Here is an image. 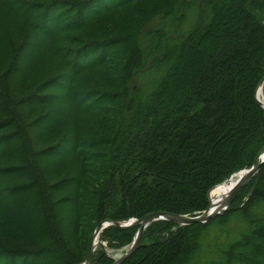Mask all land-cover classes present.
I'll use <instances>...</instances> for the list:
<instances>
[{
	"label": "trees",
	"instance_id": "16d2710c",
	"mask_svg": "<svg viewBox=\"0 0 264 264\" xmlns=\"http://www.w3.org/2000/svg\"><path fill=\"white\" fill-rule=\"evenodd\" d=\"M142 1L0 0V263L82 264L102 221L196 216L264 146V0H148L133 26L90 27ZM32 57L57 74L12 96ZM143 240L122 264H264V165L223 215L157 221Z\"/></svg>",
	"mask_w": 264,
	"mask_h": 264
},
{
	"label": "rangeland",
	"instance_id": "374dc122",
	"mask_svg": "<svg viewBox=\"0 0 264 264\" xmlns=\"http://www.w3.org/2000/svg\"><path fill=\"white\" fill-rule=\"evenodd\" d=\"M147 3H148V0L142 1L139 4V8L135 12H126L124 10L123 11L115 10L114 12L110 13L109 15H107V18L106 19L104 18V20L102 22L94 23L90 27H92L94 29V31L107 30L108 29L107 27H111L110 29H112V33L115 34V33H117V31L120 30V28H122V24L121 23H122L123 19L126 20V21L130 20L129 26H133L134 23L131 22V20L133 21L135 19V22L137 21L136 18L138 16H140V15H136V14L144 12L145 11L144 8L146 7ZM130 10H133V9H130ZM64 11H66V10H63V9L55 10L54 11V15L52 14L54 16L52 18V20L54 21L55 26L63 25L64 20L61 19V18L63 17V14L66 13ZM55 16H56V19H55ZM57 17H60V18L57 19ZM0 18H1V15H0ZM2 23H5V25L9 24L7 21H1V23H0V36H1L0 37V42H1L2 38L4 39L3 35L5 33L4 32V28L2 26ZM9 25L11 26V23ZM18 26H19V22L17 21V22L14 23L15 30L18 29ZM94 33H98V32H94ZM7 56H9V55L7 54L4 57L3 52H0V70L3 69L4 63H6V61H7V59H6ZM21 66H22L21 73L18 76H16V79L14 80V83H13V85L11 87L12 96L13 95L14 96H20V95H23V94H27V93L33 91L35 89V87L38 84H40L42 81H44V80H46V79H48V78H50V77H52V76L57 74V70L56 69L50 67L49 65H47L44 62H42L39 59H34V57L27 59V61L24 62ZM89 81H93V84L98 89L105 88V87H101L103 85L99 81H97V79L94 81V79H91V78L87 77V75L83 78V82H84L83 86L86 83H87V86H88ZM259 89L262 92L261 99L264 100V91H263L264 89H263V84H261L256 89V93H255L256 101L259 100V98H257V96H256L257 91ZM58 95H60V94L58 93ZM35 115L36 114L31 115L30 118H34ZM64 164L65 165L66 164L70 165V163H68V162H64ZM72 164H73V161H72ZM61 168H65V166L61 167ZM64 171H67V169H64ZM235 173H237V172H235ZM235 173L231 174L227 179H229ZM246 190H248V188ZM0 228H1V232H2L3 231V221L1 219H0ZM92 234H93V232H92ZM92 234H91V236H92ZM100 235H99V238H98V242L101 243V246L97 245L95 250H99L100 252L105 254L107 257H109L113 261H114V259H116L119 255H121L122 253H124L128 249V247L131 245V243L133 241V238H134V236H133L132 240H129V241L126 240L122 244L119 241H112L111 242V246H109L107 241H103V240L100 239ZM146 244H149V242L145 241V240L141 241V246H144ZM32 260L35 261L36 259L32 258ZM40 260H38L37 262L38 263L41 262ZM44 261L50 262L51 259L46 257V260L44 258ZM41 263H43V262H41ZM0 264H8V263L5 260L3 263H0Z\"/></svg>",
	"mask_w": 264,
	"mask_h": 264
},
{
	"label": "water",
	"instance_id": "95a60500",
	"mask_svg": "<svg viewBox=\"0 0 264 264\" xmlns=\"http://www.w3.org/2000/svg\"><path fill=\"white\" fill-rule=\"evenodd\" d=\"M263 22H264V13H263ZM259 105L264 109L262 103L257 100ZM264 146L261 148L259 153L257 154L256 158L254 159L252 165L248 169L241 170L236 174H241L240 177L237 179L235 185L230 190L228 196L225 198L223 202L218 207L212 208L209 202V195H208V206L207 208L200 214L196 216H187V215H177V214H170L164 212H156L152 214H148L143 216L140 219H129L127 221H113V220H105L97 224L95 227L93 234L90 239L88 253L86 256L85 261L82 264H91L93 254L95 252L96 246L100 245L101 243L97 242L96 245L93 244V240L95 237L99 238L101 232L109 226H113L119 229H130L137 227V232L133 238L131 245L128 249L122 253L117 259H114L112 264H122L125 260H127L141 245L140 239L145 231V229L152 223L157 221H168L177 224L178 226H188L193 224H200L203 225L208 222L210 219H213L217 216L223 215L227 212L234 200L235 195L237 192L247 184L259 171L262 165H264ZM232 175V176H234Z\"/></svg>",
	"mask_w": 264,
	"mask_h": 264
},
{
	"label": "bare ground",
	"instance_id": "6f19581e",
	"mask_svg": "<svg viewBox=\"0 0 264 264\" xmlns=\"http://www.w3.org/2000/svg\"><path fill=\"white\" fill-rule=\"evenodd\" d=\"M261 95H262V92L259 89L257 91L256 96H257V98H259V100L262 102V105L264 106V100L261 99ZM263 157H264V155H262V158ZM240 175L241 174L238 173V174H236L234 176H231L229 179H227L223 183L215 186L214 188H212L210 190V192H209V202H210V205H211L212 208L218 207L221 204V202H223L225 200V198L228 196L230 190L235 185V183H236L237 179L240 177ZM97 242H98V239H97V237H95L94 240H93V244L96 245Z\"/></svg>",
	"mask_w": 264,
	"mask_h": 264
}]
</instances>
